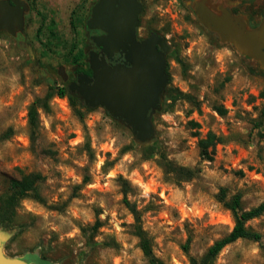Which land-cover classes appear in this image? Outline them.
<instances>
[{"label":"rangeland","instance_id":"1","mask_svg":"<svg viewBox=\"0 0 264 264\" xmlns=\"http://www.w3.org/2000/svg\"><path fill=\"white\" fill-rule=\"evenodd\" d=\"M95 1L25 0V33L0 32V198L11 179L40 173L44 179L37 186L46 201L20 202L13 225L2 228L10 235L4 252L33 255L32 264H149L121 178L156 257L190 264L235 225L217 200L221 188L228 197L241 193L244 210L264 201V122L258 125L264 69L204 27L192 0H140L139 35L158 32L170 47V80L153 116L156 142L138 144L103 108H82L81 120L66 97L54 96L51 111H39L32 143L29 107L50 89L66 87L60 68L69 73L85 45L84 23ZM233 1L235 14L251 28L260 25L264 0ZM209 132L223 141L205 159L198 141ZM163 157L196 169V177L175 184L165 177ZM246 226L261 241L240 239L215 264H264V214Z\"/></svg>","mask_w":264,"mask_h":264},{"label":"water","instance_id":"2","mask_svg":"<svg viewBox=\"0 0 264 264\" xmlns=\"http://www.w3.org/2000/svg\"><path fill=\"white\" fill-rule=\"evenodd\" d=\"M236 4L231 0L190 1L204 27L264 69V17L259 26L251 28L244 15L232 11ZM27 8L25 0H0V32L12 36L24 34ZM142 12L139 0H98L92 6L86 29L88 36L93 30L104 32L91 37L103 56L100 59L96 52L86 51L92 77L79 74L69 90L76 92L88 108H103L132 131L138 144L147 146L157 140L153 116L161 109L170 80L167 73L170 47L158 32L138 40ZM115 52H120L129 66H109L106 57L112 59ZM9 237L7 230L0 228V264H30L5 254L4 245Z\"/></svg>","mask_w":264,"mask_h":264},{"label":"trees","instance_id":"3","mask_svg":"<svg viewBox=\"0 0 264 264\" xmlns=\"http://www.w3.org/2000/svg\"><path fill=\"white\" fill-rule=\"evenodd\" d=\"M234 13H236V10H234ZM84 58V51L79 50L74 57V62L76 63L78 61H82ZM167 95H169V93H167ZM54 96L68 98L75 115L81 120L84 117L82 108L87 107L80 103L78 95L70 94L67 87H62L57 90L50 89L43 98H37L29 107L28 124L30 128V140L32 143H35L36 135L39 129V111L43 110L44 112H50V101ZM219 112L221 114L225 113V111L221 108L219 109ZM263 122L264 104L261 110V116L258 125L263 124ZM190 124L192 125V128H198L199 126L197 123L192 121L190 122ZM222 141V137L216 135L213 132H209L205 138H200L198 141V146L200 148V155L202 156V158L210 159L211 156L209 153V149H211V152H213L215 145ZM149 151L153 152V149H150ZM146 158H149V156L146 155ZM163 161L165 177L168 179H172L177 185H181L183 182H188L195 178L197 175L196 169L177 165L176 163L168 160L165 157H163ZM43 179L44 178L40 173H30L23 175L20 179L13 178L10 180L8 192H6L0 198V228H9L13 225L16 208L22 200L26 198H32L42 204H46V201L41 196L37 186L38 183ZM120 180L126 188L124 190V203L134 216L135 234L140 240L139 244L144 256L147 258L149 264H165L162 260L156 257L152 247V240L143 229L141 211L137 209L135 204L131 203L127 199L126 190L129 186L127 181L121 178ZM217 200L232 213L235 219V225L230 233L216 240L208 248L207 252L200 260L191 258L190 264H215V261L221 251L225 247L235 243L236 241L240 239H247L254 242H260L262 239V235L260 233L252 231L246 226V224L253 219L261 217L264 214V201L249 210H244L242 209V194L237 193L231 197H228L227 189L224 187L220 189L217 195ZM100 226L101 222L98 220L94 226V230H97ZM190 241L191 239L189 238L187 240V243L184 245L185 251L188 250Z\"/></svg>","mask_w":264,"mask_h":264},{"label":"flooded vegetation","instance_id":"4","mask_svg":"<svg viewBox=\"0 0 264 264\" xmlns=\"http://www.w3.org/2000/svg\"><path fill=\"white\" fill-rule=\"evenodd\" d=\"M98 0H96L90 7H89V16L87 18V20L85 21L84 23V31H85V45L83 47H81V50L84 51L85 53V58L82 60V61H78V62H74L72 64V68L70 70L69 73H63L61 72V68L64 69V67H61L60 68V74H61V77L63 79V82L66 83V87L68 89V92L72 95H78L76 92L72 93L70 90H69V86L70 84L72 83H75L77 81V77L79 74H83V75H86L88 77H92V72L90 70V66H89V63H88V56L86 54V51L87 53L90 52V51H94L96 52L98 55H99V58L101 59L102 56H103V53H102V50L100 47H97L96 44L93 42V40L91 39L92 36H101V35H104V32H102L101 30H93V31H90L89 33V36H88V30L86 29V22L88 21V19L90 18L91 16V8L92 6L97 2ZM140 1V0H139ZM233 1V0H231ZM141 2V1H140ZM143 5V4H142ZM143 10H144V6H143ZM235 8L233 7L232 8V11L234 12ZM143 13V12H142ZM142 15V14H141ZM141 15H140V18H141ZM140 25H141V19H140ZM140 27H138L137 29V36H138V40L141 41L143 39H146L150 36V34L152 32H149L146 36H141L139 35V30H140ZM106 57V55L104 56ZM106 62L109 66H117V65H126V66H129V64H126L125 63V58L124 56H122L120 54V52H115L114 53V57L112 59H108L106 57ZM167 62H168V56H167ZM168 64V63H167ZM168 66V65H167ZM167 73H168V70H167ZM169 75V74H168ZM79 97V95H78ZM68 99V98H67ZM79 100H80V103L82 105H84L85 107H87L80 99L79 97ZM69 101V100H68ZM33 255H27L26 257H21V259L27 261L28 263L32 264V260L33 259H30L32 258ZM35 261L38 262V259H35Z\"/></svg>","mask_w":264,"mask_h":264}]
</instances>
